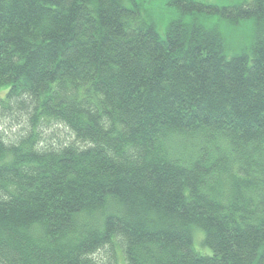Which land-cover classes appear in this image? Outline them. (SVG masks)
Returning a JSON list of instances; mask_svg holds the SVG:
<instances>
[{
  "label": "trees",
  "instance_id": "obj_1",
  "mask_svg": "<svg viewBox=\"0 0 264 264\" xmlns=\"http://www.w3.org/2000/svg\"><path fill=\"white\" fill-rule=\"evenodd\" d=\"M172 3L0 0V264H264V0Z\"/></svg>",
  "mask_w": 264,
  "mask_h": 264
},
{
  "label": "rangeland",
  "instance_id": "obj_2",
  "mask_svg": "<svg viewBox=\"0 0 264 264\" xmlns=\"http://www.w3.org/2000/svg\"><path fill=\"white\" fill-rule=\"evenodd\" d=\"M138 3L142 4L144 9L149 12L153 20L156 22L157 30L161 37L166 35L167 28L171 21H173L178 16V10L176 9L175 4L172 2L175 0H137ZM178 1V0H177ZM196 2H205L211 3L215 5H230L231 3L234 5H238L244 2H250L252 0H195ZM217 19L213 18L212 23H214ZM211 23V24H212ZM252 23L250 21L243 23L238 29V34L235 39V45L237 47H241L246 45L252 34L251 29ZM247 47V46H246ZM7 125V124H6ZM202 232L199 231L196 236L195 247L197 251L199 250L202 254H210L211 251L207 248L201 247V237Z\"/></svg>",
  "mask_w": 264,
  "mask_h": 264
}]
</instances>
